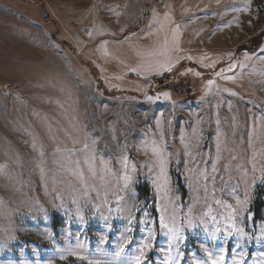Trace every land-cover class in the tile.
I'll use <instances>...</instances> for the list:
<instances>
[{
    "label": "rangeland",
    "instance_id": "1",
    "mask_svg": "<svg viewBox=\"0 0 264 264\" xmlns=\"http://www.w3.org/2000/svg\"><path fill=\"white\" fill-rule=\"evenodd\" d=\"M154 13L172 17L159 34ZM177 25L172 75L201 74L190 63L223 66L202 94L189 80L179 90L156 81L151 89L171 99H148L132 75L159 78L149 65L165 57L148 53ZM92 140L95 178L83 151L72 156L86 187L65 150ZM154 143L169 160L166 176ZM262 176L264 0H0V264H134L145 243L144 264H211L205 248L225 250L223 264L241 253L264 264Z\"/></svg>",
    "mask_w": 264,
    "mask_h": 264
},
{
    "label": "snow or ice",
    "instance_id": "2",
    "mask_svg": "<svg viewBox=\"0 0 264 264\" xmlns=\"http://www.w3.org/2000/svg\"><path fill=\"white\" fill-rule=\"evenodd\" d=\"M172 19L170 14H166L164 17V22L162 23L160 18L158 17V15L156 13H154V23L155 24H159V27L156 30V34H159L163 31H165L166 27H167V22H170ZM179 35H180V29H179V25L176 26V28L173 30L172 32V40L169 41L167 36H164L163 38V42H162V46L161 49L148 53V55L150 56H164L165 60L164 61H160V60H156L154 65H149V68H153L155 67L159 72H163V71H172V67L174 64L179 63L181 57L176 56L173 57L171 55L172 52H178L181 49L179 48ZM107 54V53H106ZM187 59H192L191 56H188ZM203 59V58H202ZM204 67L208 68V67H215V64H206L204 65ZM232 67H234L233 65H229L228 70L231 71ZM136 69H133V71H135ZM223 72V70H221V72H218L217 75H221ZM197 76L200 75L199 72L196 73ZM224 79L227 80H234L235 77L233 76H224ZM209 85H212L215 83V81L209 80L208 81ZM225 91H228V89H224ZM160 95H162L165 99H171V95L168 92H164L161 93ZM160 96L155 97V99H159ZM148 99H153V97H148ZM96 141L92 140L91 145H89L88 143H85L83 146L82 150H77V149H66L65 151L68 152V157L66 158L68 161H70L71 164H75L77 167L75 169L69 167L68 171L71 172L72 175L77 176L81 181H83L85 183V186L87 187V181L85 180V173H84V169L80 168L79 165L81 163V161L79 159L76 160H72V156L75 154L76 151H83L85 153L84 155V162L87 164V170L88 173L90 174L91 177L95 178L97 176V171H96V156H95V152H94V148L96 145ZM219 148H220V139L219 137L217 138V152L219 153ZM152 152L153 154L158 158V162H159V167H160V171L161 173L165 174L166 176V170H167V165L169 163L168 158L165 156L164 151H163V147L160 145H156L155 143L153 144L152 147ZM58 151H60V149H58ZM217 163L219 162V154H217ZM256 159V154H253V160L255 161ZM124 169H125V174H124V180L127 181L130 179V177L127 174V169L129 167V162H128V158L125 156L123 157L122 161H121ZM61 168H64L65 165L61 164L60 165ZM253 167L255 168V164H253ZM132 169L133 171H135V165H132ZM110 169H108L106 166L104 168V172L107 173L109 172ZM212 171L215 172L216 171V166L213 165L212 167ZM203 178L206 180L207 176L206 174L202 173ZM101 179H104V176L100 177ZM261 178H264V176H262ZM167 183V181H165ZM217 204L221 203L219 200L216 201ZM228 208H231V205H227ZM212 209L209 206L208 208V212L209 214L211 213ZM235 210H233L234 213ZM212 220L215 222L216 221V217L212 216L211 217ZM230 218H234L231 214H230ZM160 224L163 228H169V225L167 223H165V217L163 215H161L160 218ZM189 227H193L194 225L192 224L191 220H189L188 223ZM233 228H235V225H233ZM170 233L172 234L173 239L176 240H180V239H185V237L183 236V232L182 229H177L175 227H172L169 229ZM221 229L219 227H216L215 230L211 233L212 237L215 238L217 236L218 233H220ZM228 236H231L232 230H226ZM151 235V233H150ZM130 243V240L127 241ZM152 245L151 243H145L143 245V247L140 249V253L139 255L135 256L133 258L134 260V264H144V260L146 259V254H145V250L151 248ZM203 247V246H201ZM123 247L120 249V252H123ZM171 251V249L169 250ZM204 251L207 253L208 259L211 261V264H223L224 260H225V255L226 252L225 250L221 249V254L217 257H213V254L208 251V249H204ZM178 252V256H182L183 253H180L179 250L177 249ZM119 254V253H118ZM245 256L246 253H241L239 259L235 262V264H245ZM168 264H179V259H176L175 261L173 260H169ZM196 264H203V262L201 261H197Z\"/></svg>",
    "mask_w": 264,
    "mask_h": 264
},
{
    "label": "trees",
    "instance_id": "3",
    "mask_svg": "<svg viewBox=\"0 0 264 264\" xmlns=\"http://www.w3.org/2000/svg\"><path fill=\"white\" fill-rule=\"evenodd\" d=\"M47 18H48V13L46 12L45 20H47ZM69 44H71V43L69 42ZM77 58H78V60H81L84 64L87 63L89 65V62L85 61L84 58L80 57L78 54H77ZM190 65L193 66L194 69L199 70L202 75L200 74L199 76H197L195 74H191V75L183 76L181 74L177 75L176 73H174L173 75L172 74L171 75L166 74L163 77H159L156 79V81L161 85V89H163L162 84L166 83V84L176 85L177 90H179L180 88H182L183 85H187V80H189L192 85L200 88L198 90L197 94H202L205 91L204 89H205L207 80L213 78V73H214V71H217L219 66H223L221 64H219V65L217 64L214 68H206V67L200 65L198 62L195 64L190 63ZM166 79H168V80H166ZM203 83H204V87L202 86ZM188 89L191 90L193 88H188ZM132 94H134V93H132ZM140 96H143V95H140ZM186 98H188V97H186ZM253 211L255 212V214L257 213V217H258L260 214L259 213L260 208L258 207V201L257 200H255V204L253 206Z\"/></svg>",
    "mask_w": 264,
    "mask_h": 264
},
{
    "label": "built area",
    "instance_id": "4",
    "mask_svg": "<svg viewBox=\"0 0 264 264\" xmlns=\"http://www.w3.org/2000/svg\"><path fill=\"white\" fill-rule=\"evenodd\" d=\"M134 77H136L137 79H141V80H144L146 86L148 88H150V92H149V97H153V99L151 100H157L155 99V97L159 96L158 92L151 89V87H154V85L156 84V80L155 79H152V78H145V77H141L140 75L138 74H134Z\"/></svg>",
    "mask_w": 264,
    "mask_h": 264
},
{
    "label": "crops",
    "instance_id": "5",
    "mask_svg": "<svg viewBox=\"0 0 264 264\" xmlns=\"http://www.w3.org/2000/svg\"><path fill=\"white\" fill-rule=\"evenodd\" d=\"M107 61H109V57L107 58ZM183 65H180V66H184L186 63H182ZM179 66V67H180ZM118 70V69H117ZM158 75V77H162V76H164V75H166V74H168V73H170L171 74V72H168V71H163V72H156ZM191 75V74H190ZM125 77V76H124ZM143 77H150L149 75H147V76H143ZM132 78L134 79H137L136 77H134V74L132 75ZM124 85L127 87V88H125V91H127L128 93H133V87H132V85H131V83L130 82H128V78L126 77V80H125V83H124ZM150 89V88H149ZM159 94V93H158ZM160 96V95H159Z\"/></svg>",
    "mask_w": 264,
    "mask_h": 264
}]
</instances>
